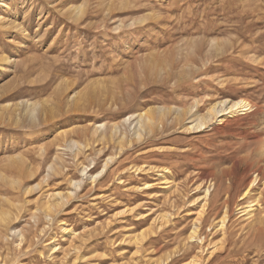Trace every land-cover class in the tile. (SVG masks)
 <instances>
[{"label":"rangeland","instance_id":"rangeland-1","mask_svg":"<svg viewBox=\"0 0 264 264\" xmlns=\"http://www.w3.org/2000/svg\"><path fill=\"white\" fill-rule=\"evenodd\" d=\"M0 22V59L9 60L0 67V256L7 264H193L200 246L201 264H264V0H0ZM212 43L222 52L211 51ZM74 95L78 106L68 103ZM223 99L247 100L254 111L201 133L158 129L140 143L131 138L135 125L122 122L197 100L204 112ZM32 104L40 105L38 118L27 112ZM117 123L126 135L122 150L108 141L73 153L54 140L62 131ZM20 154L25 163L11 168L8 159ZM112 155L117 162L104 173ZM215 173L222 187L214 181L200 245L188 236L203 202L191 203ZM56 192L73 198L49 224L42 202ZM250 202L254 215L247 216L240 208ZM165 214L173 217L168 223ZM153 219L167 226L144 246L132 243ZM14 231L23 234L22 249Z\"/></svg>","mask_w":264,"mask_h":264},{"label":"bare ground","instance_id":"bare-ground-1","mask_svg":"<svg viewBox=\"0 0 264 264\" xmlns=\"http://www.w3.org/2000/svg\"><path fill=\"white\" fill-rule=\"evenodd\" d=\"M113 5V4H112ZM250 7V6H249ZM259 8V7H258ZM81 10H80V8H78V12H80ZM258 11V9H256V12ZM261 11V10H260ZM263 12V11H262ZM261 12V13H262ZM246 13V12H245ZM259 13V12H258ZM260 13V14H261ZM250 14V13H249ZM254 14V13H253ZM77 16H78V13H77ZM258 17V16H257ZM1 23V22H0ZM3 23V22H2ZM3 29V28H2ZM233 42V41H232ZM211 44V43H210ZM222 44V43H221ZM241 44H242V42H241ZM230 45V43H228V46ZM240 45V44H239ZM203 46V45H202ZM245 46V45H244ZM219 47V44H215V43H212V45H211V51H218V53H220V52H222V49H220V48H222V47H220V48H218ZM234 47V44L233 45H231V48L230 49H232ZM246 47H247V45H246ZM223 48H225L224 46H223ZM208 49V48H207ZM251 49V48H250ZM227 50V49H226ZM203 52V51H202ZM210 53V52H209ZM217 53V54H218ZM240 53H241V51H240ZM216 54V55H217ZM197 55V54H196ZM195 55V56H196ZM211 55V54H210ZM213 55V54H212ZM219 55V54H218ZM199 56H201V55H199ZM205 57H208V56H205ZM213 58V57H212ZM196 59V58H195ZM5 61H8L9 62V60L8 59H6L5 57L3 58V59H0V67L2 68V64H3V62H5ZM190 61V60H189ZM211 61V60H210ZM187 63V62H186ZM206 63V62H205ZM210 63V62H209ZM204 64V63H203ZM208 64V63H207ZM211 64V63H210ZM209 66V65H208ZM191 67V66H190ZM193 70V69H192ZM191 70V71H192ZM191 77V76H190ZM196 77V76H195ZM199 78V77H198ZM100 82V81H99ZM98 82V83H99ZM219 83V82H218ZM223 84V83H222ZM70 99V101H68V103H71V104H73V105H75V106H78L77 104H78V102H79V98H78V95H74L73 97H71V98H69ZM204 99V98H203ZM68 100V99H67ZM186 101V100H185ZM205 101V100H204ZM183 102V101H182ZM183 104V103H182ZM203 102L202 101H200V100H197V101H194V102H191L190 104H188L185 108H154V109H152V108H150V109H148L147 111H144V112H141L140 114H132L131 116H129V117H127V118H125L122 122H123V124H129V126L131 125V126H133V125H135L134 126V129H131V130H133V133H132V139L133 140H135V141H142V140H144L145 139V137H146V135H153L154 133H156L157 131H158V129H160V130H164V129H171V128H175L176 126H178L181 130H182V132L183 133H186V134H195V133H201V132H203V131H206V130H209L210 128H212L215 124H222L224 121H226L227 119H229V118H235L236 116H238V115H243V114H246V113H250V112H252V111H254V105H252V103H250L249 101H247V100H244V99H240V100H232V99H223V100H219V101H215L214 103H209V105H207V107H206V111H204L203 112V110H202V106H203ZM206 106V105H205ZM40 107V105H38V104H32V105H29V108H27L28 110H27V112L28 113H30L31 114V116L32 117H37L38 118V108ZM6 108V107H5ZM8 108V107H7ZM6 108V109H7ZM7 110H9V109H7ZM22 110V109H21ZM5 112V111H4ZM47 112V111H46ZM24 114V113H23ZM25 114H27V113H25ZM2 115V114H1ZM40 115H41V113H40ZM19 117V116H18ZM31 117V118H32ZM18 119V118H17ZM20 119V118H19ZM37 120V119H36ZM17 121V120H16ZM19 122H20V120H19ZM18 124V123H17ZM16 124V125H17ZM80 126V125H79ZM123 126V125H122ZM90 128V126H85V127H80V128H77V129H75V130H69V131H62V132H59V135L54 139V140H56L58 143H59V146L61 147V148H63V149H67V151H73V153H75L76 151L79 153V152H81L83 149H86L90 144H92L93 145V143H98V142H102V143H104V142H108V141H112V142H117L119 145H120V149L122 150L123 149V145H125L124 144V142H125V140H126V135L124 134V136L122 137L121 135H122V132H121V130H120V126L118 125V123L117 124H113V125H109V126H104V125H99V126H96L95 128H92V130H90L89 129ZM103 128V129H102ZM178 128V129H179ZM102 129V130H101ZM166 130V131H167ZM177 130V129H176ZM92 131V135H90L91 132ZM90 133V134H89ZM71 135L73 136V135H77L78 137H79V140H75V139H73V138H71ZM158 136V135H157ZM156 136V137H157ZM90 139L91 140H93V142L92 143H90ZM158 139V138H157ZM160 141V140H159ZM162 141V140H161ZM130 142V141H129ZM137 142V144L139 145V143ZM160 143H163V142H160ZM159 143V144H160ZM101 144V143H100ZM97 144H95V146H96ZM117 145V144H116ZM135 145V144H134ZM141 146V145H140ZM104 147V146H103ZM132 148V147H131ZM174 148V147H173ZM76 149V151L74 152V150ZM119 149V148H118ZM168 149V148H167ZM158 150V149H157ZM162 150V149H161ZM64 151V150H63ZM117 151V150H116ZM154 151V150H153ZM163 151V150H162ZM164 151H166L165 150V148H164ZM187 151V150H186ZM156 152V151H155ZM170 152H172L171 151V149H170ZM185 152V151H184ZM183 152V153H184ZM118 153L120 154V152H119V150H118ZM117 153V154H118ZM147 153H149L148 151H147ZM151 153V152H150ZM160 153H162V152H160ZM119 154H118V156H119ZM145 154V153H144ZM163 156H164V154H162ZM261 155V154H260ZM259 155V156H260ZM263 155V154H262ZM261 155V156H262ZM17 156V155H16ZM75 156L77 157V155L75 154ZM243 156V155H242ZM116 158H117V156L116 155H112V156H109L106 160H105V162L103 163V168H102V170L104 171V170H106L107 168H109L113 163H116L115 162V160H116ZM119 158V157H118ZM9 160V163H8V165L12 168V167H17V168H21V166L25 163V160L23 159V157H22V155L20 154L19 156H17V157H14V158H9L8 159ZM239 162V161H238ZM259 164V163H258ZM115 165V164H114ZM113 165V166H114ZM238 166V165H237ZM258 166V165H257ZM256 166V167H257ZM138 167V166H137ZM131 168V170L132 169H135L133 172H136V173H143L144 172V170L145 169H143L144 168V166H143V168ZM48 168V167H47ZM112 168V167H111ZM152 168V167H151ZM82 169V168H81ZM128 168H126L124 171H126ZM129 169H130V167H129ZM129 169H128V171L127 172H130L129 171ZM156 169H159V168H156ZM155 169V170H156ZM164 169V168H163ZM229 169V168H228ZM228 169L227 170H223L222 172H221V174L223 175V177L224 176H226L227 175V171H228ZM231 169V168H230ZM236 169V168H235ZM51 173H57L56 171H58V169H56V167L54 166V164H51V165H49V169H48ZM86 168L84 169V167H83V174L86 172ZM149 170V169H148ZM152 170V169H151ZM108 171V170H107ZM110 171V170H109ZM162 171V170H161ZM167 171V170H166ZM165 171V172H166ZM232 171V170H231ZM259 171V170H258ZM262 172V171H261ZM81 173H82V170H81ZM88 173V172H87ZM100 173H102V172H99V174ZM104 173H105V171H104ZM153 173H155V172H153ZM161 173H163V172H161ZM116 174V173H115ZM119 174L121 175V172L120 173H118V176H119ZM125 174V173H124ZM145 174H146V172H145ZM253 174V173H252ZM260 174V173H259ZM58 174H56V176H57ZM88 175V174H87ZM96 175V174H95ZM106 175V174H105ZM127 175V174H126ZM133 175V173L131 174V176ZM137 175V174H136ZM159 175H161V174H159ZM164 175V174H163ZM168 175V174H167ZM4 176V175H3ZM81 176H83V175H81ZM97 176H99L98 175V173H97ZM97 176H93V175H90V178L92 179V184H94L95 185V183H96V181H97ZM102 176H103V174H102ZM122 176V175H121ZM219 176V175H218ZM217 175H216V173L215 174H212L211 175V179H210V184H209V186L204 190V196L203 197H199V198H197L196 200H194L192 203H191V205L193 204V203H199V202H203L202 203V205H201V207H200V209H199V211L198 212H196V221H195V224L193 225V227H194V229H192V231L190 232V234H189V236H188V240L189 241H191V242H194L195 240L197 241V243L199 244L200 243V245H202V242H203V240L201 239V237H199V235H198V231L199 230H197V229H200V226H202L201 225V223L203 222L202 220L204 219V217L207 215L206 214V208H208V204L209 203H211V199L215 196V193H213L214 192V190H215V185H216V183L215 182H217L218 183V186H219V188L217 189V191L219 192V190L221 189V179H219V177H218ZM251 176V175H250ZM255 176V175H254ZM123 177H124V175H123ZM123 177H122V179H123ZM100 178V177H99ZM98 178V179H99ZM104 178V177H103ZM102 178V179H103ZM115 177H113V179H114ZM259 178V176H256V177H254V179L249 183V187H248V189L246 190L247 192H245V195L244 196H246L247 194H250L251 193V190H253L256 186H257V181L259 180L260 181V179H258ZM82 179V178H81ZM83 179H84V176H83ZM82 179V180H83ZM200 179V178H199ZM208 179V178H207ZM234 179V178H233ZM70 180V179H69ZM89 180V179H88ZM100 180V179H99ZM105 180V179H104ZM103 180V181H104ZM119 181H120V185H121V183H122V180L119 178L118 179ZM163 180V179H162ZM201 181H202V184L201 185H205L206 183V181L204 180L203 181V179H200ZM231 180V179H230ZM262 180H263V186H264V176H263V178H262ZM67 181H68V178H67ZM84 181H85V179H84ZM215 181V182H214ZM69 182V181H68ZM98 182V181H97ZM114 182V181H113ZM212 182H214V183H212ZM84 183V182H83ZM100 183V182H99ZM112 183V182H111ZM166 183V182H165ZM168 183V182H167ZM13 184H16V182H13ZM70 184H71V188H73L74 187V189H76V191L77 190H79V189H81L82 187H81V185H82V181H79V182H73V181H71L70 182ZM126 184V183H125ZM168 184H170V183H168ZM167 184V185H168ZM100 185V184H99ZM164 185V184H163ZM14 186V185H13ZM109 186V185H108ZM112 186V185H111ZM213 186V190H211V187ZM150 187V185L149 184H145V186L143 187V190H146V189H148ZM91 188H92V186H91ZM199 188V187H198ZM107 190H108V188H106ZM105 189V190H106ZM92 190V189H91ZM95 190V189H94ZM98 190H101V189H98ZM134 190H136V189H134ZM137 190H142L141 188H137ZM136 190V191H137ZM230 190H231V188H230ZM230 190H228V192H231ZM30 190H28V192H29ZM32 191V190H31ZM73 191V190H72ZM130 191V190H129ZM132 191H133V189H132ZM255 191V190H254ZM261 191V190H260ZM74 192V191H73ZM102 192V191H101ZM228 192H226V193H228ZM27 193V192H26ZM217 193V192H216ZM29 194V193H28ZM66 194V193H65ZM65 194H61V192L60 193H48V194H46V196L43 198V202H42V208H43V212H44V214H45V217H46V219L50 222L49 224H51V215H52V213H55V212H58L61 208H63L64 206H66L68 203H69V201H70V199H72L71 198V193H69V194H67V195H65ZM77 194V193H76ZM76 194H75V196H76ZM217 194H219V193H217ZM262 194V193H261ZM45 195V194H44ZM73 196V195H72ZM244 196H242V197H244ZM175 197V196H174ZM216 197V196H215ZM263 197V196H262ZM170 198V197H169ZM229 198H230V196H229ZM245 198V197H244ZM171 200V199H170ZM169 200V201H170ZM173 202H175V201H173ZM196 203H195V205H196ZM197 203V204H198ZM11 204V203H10ZM70 204V203H69ZM201 204V203H200ZM226 204H227V202H226ZM225 204V205H226ZM230 204V203H229ZM228 204V205H229ZM12 205V204H11ZM190 205V206H191ZM195 205H192V206H195ZM175 206V205H174ZM211 206V205H210ZM172 207H173V204H172ZM176 207H178V206H176ZM227 207V206H226ZM253 207H254V204H253V202H250V204L248 205V206H246V207H241L240 208V210L242 211V212H245V214L247 215V216H249V215H251L253 212H254V210H253ZM41 208V209H42ZM182 208V207H181ZM180 208V210H182ZM229 208V207H228ZM236 208V207H235ZM172 209H175L176 210V208H172ZM39 210V209H38ZM38 210H36V211H38ZM125 210V209H124ZM131 210V209H130ZM225 210H226V208H225ZM230 210V209H229ZM240 211V212H241ZM264 211V210H263ZM124 211H122V213H123ZM131 212H133V210H131ZM181 212V211H180ZM209 212V211H208ZM228 211L226 210V211H224V216H223V218L222 219H220V221H219V224L218 225H216V226H220L221 228H225L226 227V222H227V217H229V216H227V213ZM43 214V215H44ZM115 214H117V213H115ZM121 213L119 212L117 215H120ZM132 214V213H131ZM173 214V213H172ZM206 214V215H205ZM244 214V215H245ZM258 214H260V213H258ZM166 215V214H165ZM177 215V214H176ZM175 215V216H176ZM188 215V214H187ZM243 215V214H242ZM252 215H254V214H252ZM115 216V215H114ZM114 216H111V217H113L112 219H115V217ZM133 216V215H132ZM188 216H192V213H191V215L189 214ZM33 217L35 218V215H33ZM44 217V218H45ZM136 217V216H135ZM159 217H161V216H159ZM158 217V218H159ZM163 218H164V215L162 216ZM171 217H172V215H166L165 216V219L167 220V222L166 223H168V221H171L172 219H171ZM253 217V216H252ZM116 218H118L117 216H116ZM121 218V217H120ZM123 218V217H122ZM144 218V217H143ZM173 218V217H172ZM206 218V217H205ZM249 217H247V219H248ZM250 218H251V216H250ZM249 218V219H250ZM254 218V217H253ZM257 218V217H256ZM255 218V219H256ZM263 218V217H262ZM157 219V218H156ZM164 219V220H165ZM254 219V220H255ZM259 219V218H258ZM0 220H1V218H0ZM118 220V219H117ZM154 220V219H153ZM160 220H161V218H160ZM160 220H159V222H160ZM174 220H175V218H174ZM48 221H46L47 223H48ZM137 221V220H136ZM155 221V220H154ZM157 221H158V219H157ZM259 221V220H258ZM261 221V220H260ZM138 222H139V220H138ZM197 222V223H196ZM53 223V222H52ZM161 223H163V222H161ZM164 223H165V221H164ZM159 224V225H156V221L153 223L152 222V224L150 225V229L149 230H147V231H145V232H142V233H137L136 235L134 234H132L131 236V242L132 243H134V244H136V245H138V246H144L143 244L144 243H147V241H151L150 239H149V237H150V235L152 236L153 234H155L156 232H158V230H160L162 227H164V225L166 224ZM251 223V222H250ZM7 224V223H6ZM45 224V223H44ZM203 224H205V223H203ZM259 223L257 222V225H258ZM261 224H262V221H261ZM198 225V226H197ZM165 226H167V225H165ZM169 226H170V223H169ZM211 226H212V224H211ZM211 226H210V228H211ZM215 226V227H216ZM253 226H255V223L252 225V228H253ZM62 227V232L63 233H68L70 230H67V228H64L63 226H61ZM67 227V226H66ZM45 228H47V225L45 226ZM49 228H50V226H49ZM166 228V227H165ZM192 228V227H191ZM203 228V226L201 227V229ZM227 228V227H226ZM250 228V227H249ZM42 229H43V227H42ZM42 229H41V234L43 233L42 232ZM69 229V228H68ZM45 229H43V231H44ZM202 231V230H201ZM222 231V230H221ZM225 231V230H224ZM72 232V234L74 235V236H76L75 235V232H73V231H71ZM162 232V231H161ZM12 233V236H14L15 235V237L18 239V245H16L17 246V249H19V248H21L22 249V247H20L21 245H24L25 243H24V239H23V234H21V232L20 231H18V232H16V231H14V234H13V232H11ZM204 233V232H203ZM223 233H225V232H223ZM201 234V233H200ZM203 235V234H202ZM155 236H156V234H155ZM153 237V236H152ZM151 237V238H152ZM15 238V239H16ZM1 239V238H0ZM149 239V240H148ZM24 240V241H23ZM51 242V241H50ZM24 243V244H23ZM27 243V242H26ZM131 243V244H132ZM49 244V243H48ZM190 244V243H189ZM211 243H209V245H210ZM188 245V244H187ZM204 245V244H203ZM217 247V246H216ZM143 248V247H142ZM215 248V247H214ZM57 248H56V246H54V247H52V252L51 253H53V254H55L54 252H56L55 250H56ZM205 249H202L201 250V246L199 247V253H197V254H195V256H194V258H192L193 259V264H201L202 262H203V260L205 259H203V257H202V255L201 254H204L205 253V251H204ZM207 250V249H206ZM54 251V252H53ZM139 250H137V252H138ZM206 254V253H205ZM81 258H78V261L80 260ZM191 262V263H192ZM0 264H7V258L6 257H4V256H0ZM73 264H76L75 262L73 263Z\"/></svg>","mask_w":264,"mask_h":264}]
</instances>
